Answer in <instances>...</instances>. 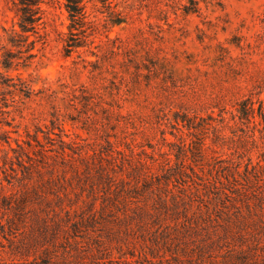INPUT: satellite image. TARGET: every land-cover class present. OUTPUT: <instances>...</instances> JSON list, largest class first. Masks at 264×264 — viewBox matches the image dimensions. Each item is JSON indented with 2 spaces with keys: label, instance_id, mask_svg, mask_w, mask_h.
<instances>
[{
  "label": "trees",
  "instance_id": "16d2710c",
  "mask_svg": "<svg viewBox=\"0 0 264 264\" xmlns=\"http://www.w3.org/2000/svg\"><path fill=\"white\" fill-rule=\"evenodd\" d=\"M5 1L14 16L11 25L0 18V234L13 244L15 262L79 264L90 248L84 241L90 228L100 217L118 213L127 240L140 230L145 245L142 229L154 228L150 248L159 245L171 255L160 264L166 259L170 264H264V90L208 112L213 119L208 128L216 134L212 143L205 136L188 141L185 135L197 127L190 112L176 114L175 138L165 130L156 142H145L130 130L114 128L93 142L67 127L76 119L70 117L71 105L90 103L88 85L67 82L62 95L49 80L35 88L32 73L30 78L12 73L35 63L38 43L45 47L50 31L43 3L49 0ZM88 1L111 0L64 1L71 20L65 56L78 52L85 64L98 66L102 54L98 45L91 47L94 32L88 29L101 19L91 18ZM86 45L96 58L84 55ZM219 119L240 131L237 146L226 156L217 154L226 143ZM208 147L216 153L213 160L203 154ZM72 178L88 189L78 207L67 202ZM35 243L41 252L30 259L26 256ZM145 258L154 262L148 252L143 260L134 252L113 260L147 264Z\"/></svg>",
  "mask_w": 264,
  "mask_h": 264
},
{
  "label": "rangeland",
  "instance_id": "374dc122",
  "mask_svg": "<svg viewBox=\"0 0 264 264\" xmlns=\"http://www.w3.org/2000/svg\"><path fill=\"white\" fill-rule=\"evenodd\" d=\"M64 1L43 3L50 31L48 41L45 47L38 43L41 50L35 49L39 56L31 67L12 73L21 71L28 78L32 73L35 88L49 80L62 95L67 82L88 85L92 91L90 103L84 106L69 99L75 102L70 117L76 119L70 120L67 127L84 133L93 142L104 140L108 130L116 132L114 128L119 133L130 130L145 142H156L165 130L170 138H175L172 123H177L176 114L190 112L195 115L197 127L185 135L188 141L198 142L205 136L212 143L216 134L208 128L213 121L208 112L218 110L219 104L264 90V0H111L106 4L88 1L91 18L101 19L98 26L88 29L94 32L90 36L95 40L91 47L98 45L95 48L102 54L98 66L85 64L78 52L65 56L64 43L71 20ZM13 16L6 1L1 0L0 18L11 25ZM114 20L122 22L114 24ZM88 49L89 45L81 48L85 56L96 58L85 51ZM44 106L51 108L49 102ZM216 122L223 129L226 142L217 154L226 156L237 146L240 131L220 119ZM203 154L206 160H213L216 153L208 147ZM76 179H71L74 190L71 199H67L73 207L80 206L88 196V189H82ZM5 183L9 191L11 185L7 180ZM68 186L71 189L69 183ZM79 213L80 210L74 217H79ZM118 216L106 214L90 228L91 236L84 240L90 248L83 250L79 264H119L113 259L132 252L142 260L148 252L154 262L145 258L147 264H160L165 255L171 257L166 248H150L154 228L142 229L145 245L141 244L145 240L140 230L132 231L127 240L128 231ZM162 243L163 240L160 246ZM41 247L35 243L26 257L34 259ZM15 257L13 244L0 234V264H25L15 262Z\"/></svg>",
  "mask_w": 264,
  "mask_h": 264
}]
</instances>
